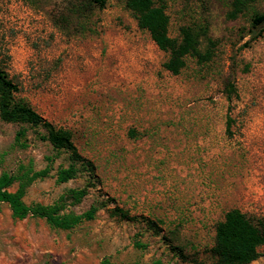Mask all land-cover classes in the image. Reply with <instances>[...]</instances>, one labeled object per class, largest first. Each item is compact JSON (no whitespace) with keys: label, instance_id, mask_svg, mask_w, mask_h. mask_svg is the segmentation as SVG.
<instances>
[{"label":"rangeland","instance_id":"1","mask_svg":"<svg viewBox=\"0 0 264 264\" xmlns=\"http://www.w3.org/2000/svg\"><path fill=\"white\" fill-rule=\"evenodd\" d=\"M76 1L0 0V66L17 84L16 96L68 128L95 166L99 182L62 212L105 205L93 219L61 229L43 218H13L1 202L0 264H99L103 257L121 264H214V226L227 210L264 215V28L257 34L251 27L264 0L235 18L227 16L231 0H164L171 37L182 25L204 24L215 42L210 60L186 56L178 74L164 68L168 53L122 1L95 8L94 31L85 32L70 10ZM21 126L25 147L14 142ZM43 133L0 118V173L49 169L25 187L26 204H53L89 180L79 172L56 182L67 152ZM258 250L246 264H264V245Z\"/></svg>","mask_w":264,"mask_h":264},{"label":"trees","instance_id":"2","mask_svg":"<svg viewBox=\"0 0 264 264\" xmlns=\"http://www.w3.org/2000/svg\"><path fill=\"white\" fill-rule=\"evenodd\" d=\"M130 10L136 20L137 26L146 30L155 45L168 53L163 66L172 74H178L185 65V57L193 56L199 62L211 59L215 42L207 35L206 25L193 27L182 25L177 37L168 34L169 17L165 11L164 0H120ZM254 0H231L227 12L229 18H235L243 13ZM106 0H77L70 2V10L77 16L80 31H94L89 17L95 8L104 7ZM251 27L257 29V34L264 28V12H254L251 17ZM205 45L203 46V44ZM18 86L0 66V118L13 123L26 124L30 127L44 129L43 138L54 149L67 152L69 163L67 166L59 165L55 172L58 183L66 182L78 176L79 172L87 175L86 184L81 188H71L65 191L53 204H26L23 201L25 187L35 178L45 177L48 167L39 170L27 168L19 174L7 171L0 173V203L8 204L11 216L22 219L26 216L43 218L50 226L61 229H71L83 221L91 220L104 202L91 204L84 212H62L65 205L79 203L89 187H94L99 178L95 174V166L90 159L83 157L72 140V133L68 128L55 126L42 117L31 107L24 98L16 96ZM234 91L231 82L225 85L226 98L231 102V93ZM231 118L227 116V128L230 127ZM26 128L21 126L14 138L19 147L26 146ZM50 160V159H49ZM18 179L16 190L9 187ZM118 215L132 219L126 211L115 208ZM148 225L154 228L155 222L148 220ZM135 244L143 247L144 244L136 241ZM264 245V215L247 214L238 208H231L224 214L222 220L214 226L213 244L209 248L214 264H246L254 260L260 253L258 248ZM99 264H121L111 262L103 257ZM132 264H142L135 262Z\"/></svg>","mask_w":264,"mask_h":264}]
</instances>
